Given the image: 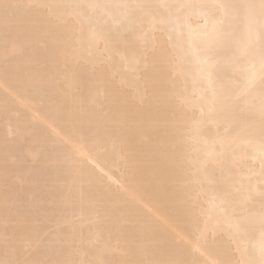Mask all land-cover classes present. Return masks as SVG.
<instances>
[{"label": "bare ground", "instance_id": "6f19581e", "mask_svg": "<svg viewBox=\"0 0 264 264\" xmlns=\"http://www.w3.org/2000/svg\"><path fill=\"white\" fill-rule=\"evenodd\" d=\"M7 2L25 7L0 14V258L260 264L262 201L232 184L222 207L210 162L226 147L259 188V9L251 32L226 19L210 37L224 18L211 6L260 0ZM90 3L210 7L135 11L107 46L69 43L80 21L64 6Z\"/></svg>", "mask_w": 264, "mask_h": 264}, {"label": "snow or ice", "instance_id": "6c2138e0", "mask_svg": "<svg viewBox=\"0 0 264 264\" xmlns=\"http://www.w3.org/2000/svg\"><path fill=\"white\" fill-rule=\"evenodd\" d=\"M25 7L19 4H12L7 0H0V14H2L5 24H7L10 13L18 8ZM30 7V6H28ZM77 9L76 17L80 21L78 31L70 32L68 42L73 40L78 42L81 47L87 46L89 48L99 47L101 42L107 46L112 36L111 26L116 28L123 27L126 23L130 22L133 12L140 11L150 14L153 8L163 7L169 10V15L175 14L179 17L185 9L190 8H207L208 5H191V4H173V5H151V4H75L67 5ZM211 7L224 10V18L214 22V30L211 39L221 40L225 36V20L229 19L236 23H243L251 32L253 27V10L259 9V28L260 39L264 41V0H260L259 5L253 4H218ZM114 10H122L116 14ZM172 36H169V40ZM251 47V41L249 42ZM208 52L211 49L207 50ZM260 72L261 80L264 81V46L260 51ZM239 97L232 98L235 102ZM222 103L227 105L229 98L224 97ZM261 116L262 124L260 129V144L262 149L260 170H259V188L257 189L252 184V180L257 175L252 169H249L246 174H238L235 171V161L230 156L226 147L222 146L220 151L211 154V164L213 165L214 172H218V178L212 182L214 199L219 200L222 207H227L232 203L233 193L229 190L232 184H238L239 188L237 193L241 197L243 204H250L258 195L262 201V212H264V98L261 100ZM247 182V183H245ZM264 219V217H262ZM201 242L205 247H212L216 244V237L214 234L202 233ZM0 264H77L76 261L68 260H44V261H30L27 259H18L15 253L5 252L3 258H0ZM83 264V262H80ZM96 264H106L104 261H97ZM118 264H177L173 261H156L145 259H125L119 261ZM194 264V262H193ZM264 264V245L261 247V261Z\"/></svg>", "mask_w": 264, "mask_h": 264}]
</instances>
